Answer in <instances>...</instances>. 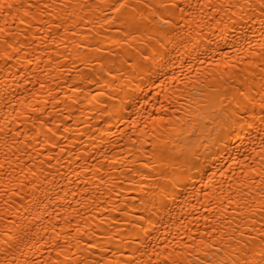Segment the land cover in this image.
Segmentation results:
<instances>
[{"label":"snow or ice","instance_id":"6c2138e0","mask_svg":"<svg viewBox=\"0 0 264 264\" xmlns=\"http://www.w3.org/2000/svg\"><path fill=\"white\" fill-rule=\"evenodd\" d=\"M75 6L65 0H13L11 3L0 0V36L4 38L3 49L7 53L3 56V63L10 73L4 79L21 77L15 85L7 88L0 99L5 108L15 110L9 96L14 97L17 104L24 105L23 118L8 120L0 116V121H3L0 137L12 138L11 145H5L10 150L20 143L24 144L25 149L31 145L33 151L37 148L58 149L62 154L66 151L61 146L62 141L67 139L65 133L69 131L68 127L63 126L66 117L63 112L53 114L56 104L61 103L59 99L49 91L47 95L51 100H45L43 104L37 102L29 108L20 100L16 88L27 84L41 91L46 88V82L39 79L40 75L47 73L40 67L42 61L36 57L32 29L36 27L47 32L48 35L39 41L40 45H45V50L53 32H70V38L75 40L78 35L76 28L80 25L73 24L74 14L67 12V9ZM206 6L215 14V19L208 18L215 24L210 32L214 31L229 50L237 44L252 48L251 34L262 41L260 51L253 54L257 57L264 54V0H229L228 23L220 16L223 5L217 8L208 0ZM79 7L83 10L92 5L81 4ZM96 7L100 8L101 5ZM192 7L184 0H103L101 19L109 26L113 23L120 25L115 28L116 36L113 37L117 44H126L136 36L143 37L150 33L147 40L151 45L143 48L137 45L139 51L135 56L124 61L125 71L131 74V79L120 89L125 93V98L119 104H113L116 111L110 113L111 118L119 125L126 109L139 106L141 101H147L154 94L155 99L159 100L157 89L161 81L165 84H182L183 88L178 90L182 95L195 93L187 111L190 114L193 108L196 109L195 116L186 120L188 130L183 133L186 142L179 148L173 146L170 151L162 150L159 164L154 163L151 157L144 162L143 170L148 174L143 179L147 181L151 178L153 183L150 193L141 197L142 208L135 221V239L139 247L116 264H141L149 249L153 255H159L154 246L160 240L158 233L166 221L169 224L173 222V213L179 201L191 202L190 189L193 192L199 189L200 195L208 200L207 204L201 205L205 230L199 235H189L187 239L192 243H185L184 251L175 256L166 255L158 264H264V58L247 69L237 64H224L221 67L216 60L226 57L211 58L219 51L220 42L210 32L205 33L206 25L196 22V40L191 38V34L182 35V21L189 18L185 13ZM50 9L63 10L66 15ZM8 16L14 18L11 25ZM84 20L81 17V23ZM91 24V20H88L84 25L88 28L85 39L92 35ZM76 48L83 51L85 56L94 51L99 59H93V62L101 63L103 67L104 57L98 44L78 42ZM13 59L17 61V71L14 73L11 72ZM81 62L87 63L83 58ZM33 64L35 68L30 67ZM205 65L210 68L214 65V70L200 71ZM230 70L234 75L219 74ZM120 79L125 77L121 76ZM23 91L36 99V93L27 87ZM50 103L51 110L48 109ZM167 103L173 113L181 111L173 105L171 96ZM160 119L167 127L163 117ZM180 121L181 117L176 115L171 123L175 125ZM13 124L16 125L15 131L11 126ZM224 157L239 167L241 175L246 177L235 187L237 178L231 168L227 163L220 165ZM244 160H252L253 166H242L241 161ZM255 164L260 167L256 168ZM217 176L226 179L223 184L216 185L219 192L210 196L211 190L206 181H213ZM48 191L41 194V203L48 198ZM210 211L213 213L211 221L208 218ZM193 216L198 222L199 217L195 213ZM0 235V264H110L114 259L110 255L111 249L105 247L101 240L93 237L85 239L83 233L74 238L75 243L61 241L57 236L55 241L44 244L43 252L41 240L37 239L35 233L30 237L23 233L14 238L6 227ZM147 264H152L151 257Z\"/></svg>","mask_w":264,"mask_h":264},{"label":"bare ground","instance_id":"6f19581e","mask_svg":"<svg viewBox=\"0 0 264 264\" xmlns=\"http://www.w3.org/2000/svg\"><path fill=\"white\" fill-rule=\"evenodd\" d=\"M8 2L11 3L13 0ZM65 2L76 5L67 9V12L74 14L72 23L80 25L76 28L77 38L71 39L70 32L67 34L53 32L45 50V45H40L39 41L48 35L47 32L33 27L32 39L36 41L34 45L36 57L42 61L40 67L47 73L40 75L39 79L46 82V88L41 91L32 84L19 85L16 92L20 100L29 108L37 102L43 104L45 100H51L47 95L49 91L53 97L59 99L61 103L56 104L53 114L63 112L66 117L63 126L68 127L69 131L65 133L67 139L61 143L66 151L63 154L58 149L37 148L33 151L31 145L25 149L24 144L20 143L10 150L5 145H11L12 138L0 137V165H3L0 167V234L6 227L13 233L14 238H18L23 233H27L29 237L35 233L37 239L41 240L43 252L44 244L47 241H55L57 236L61 241L75 243L74 238L83 233L85 239L89 237L99 239L105 247L110 248V255L114 257L110 264H116L126 259L134 248L139 247L135 239V221L142 208L141 197L150 193L153 183L151 178L147 181L143 179V176L148 174L143 170V164L149 157L154 163L159 164L162 150L170 151L173 146L179 148L186 142L183 135L188 130L186 120L196 114L195 108L190 114L187 110L195 93L182 95L178 91L183 88L182 84L171 82L165 84L161 81V86L157 89L160 93L159 100L155 99L154 94L149 96L147 101H141L139 106L126 109L124 119L117 125L110 113L116 111L113 104H119L120 100L125 98V93L120 89L131 79V74L125 71L124 61L135 56L139 51L137 45L140 48L145 45L151 47L147 40V35L150 33L144 34L143 37L136 36L126 44H117L113 37L116 36L115 28L120 25L113 23L109 26L101 19L103 0H95L94 3L93 0H65ZM184 2L190 3L193 7L186 10L185 15L189 18L182 21L184 29L182 35L191 34V38L196 40V22L206 25L205 33L215 28V24L208 19L209 17L215 19V14L206 6L208 0H184ZM211 3L217 8L223 5L220 16L225 23H228L229 0H211ZM81 4H91L92 7L81 10L79 7ZM96 5L101 7L97 8ZM50 10L66 15L60 9ZM81 17L85 18L83 23ZM7 19L11 25L14 18L8 16ZM47 19L45 16L46 21ZM88 20L92 22L90 26L92 35L85 39L88 28L84 25ZM102 24L103 28H101ZM210 34L220 42L219 51L211 58L216 60L219 56L226 57L216 60L221 67L224 64H237L247 69L250 65L259 64L264 58V54L261 57L253 54L260 51L259 45L262 41L251 34L249 39L252 40V48L237 44L232 50L228 49L227 44L214 31ZM228 39L232 38L228 37ZM78 42L98 44L104 57L103 67L101 63L93 62V59H99L94 51L85 56L83 51L78 50L76 48ZM3 43L4 38L0 36V69L3 70L0 72V98L6 94L7 88L21 79L20 76H16L5 81L4 77L10 73L3 63V56L7 55ZM81 58L87 63L81 62ZM30 67L35 68L36 65ZM109 69L112 71L109 72ZM213 70L214 65L211 68L205 65L200 69L202 72ZM16 71L17 61L13 59L11 72ZM219 74L234 75L231 70ZM121 76L125 79H120ZM25 87L36 93V99L23 91ZM170 96L173 98V105L181 109L180 112L173 113L169 107L167 100ZM8 99L12 101L15 110L12 107L5 108L0 99V116L8 120L14 117L23 118L24 105L17 104L12 96ZM52 103L48 104L49 110L52 109ZM105 108L108 109L107 112L104 111ZM176 115L181 117V121L173 125L171 121ZM161 117L167 122V127L161 122ZM2 124L3 121H0V125ZM11 126L15 131L16 125ZM48 157L52 159L49 160ZM225 163L237 178L234 187L240 180L246 179L241 175L240 168L233 165L227 157L220 161V165ZM241 165L250 168L253 166V161L244 160L241 161ZM254 166L260 167L259 164ZM225 171L227 172L228 169L226 168ZM225 179L226 177L217 176L213 181H206L211 190L210 196L219 192L216 185L223 184ZM224 187H227V184H224ZM46 190H50L48 198L41 203L40 196ZM189 192L191 202L179 201L175 206L173 222L169 224L166 221L165 226H162L158 233L160 240L159 243H154V246L159 255H153L152 250L149 249L144 254L141 264H147L150 257L152 264H158L166 255H178L179 252L184 251L185 243H192L187 239L189 235H199L205 230L201 205L207 204L208 200L200 195L199 189L195 192L190 189ZM193 213L199 217L198 222L194 219ZM212 217L213 213L210 211L209 221ZM216 223L219 226L218 218ZM121 253H124L123 257ZM45 255L48 253L45 252Z\"/></svg>","mask_w":264,"mask_h":264}]
</instances>
